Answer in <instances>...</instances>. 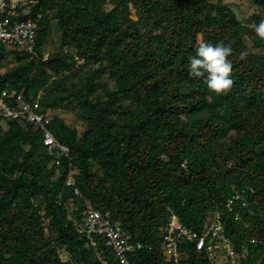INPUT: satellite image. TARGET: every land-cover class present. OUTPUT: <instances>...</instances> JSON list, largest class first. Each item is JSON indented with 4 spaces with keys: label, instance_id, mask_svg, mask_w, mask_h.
I'll return each mask as SVG.
<instances>
[{
    "label": "trees",
    "instance_id": "1",
    "mask_svg": "<svg viewBox=\"0 0 264 264\" xmlns=\"http://www.w3.org/2000/svg\"><path fill=\"white\" fill-rule=\"evenodd\" d=\"M251 4L260 10L247 23L222 0H35L23 9L37 40L56 20L62 43L45 59L0 46V60H15L0 93H21L43 112L75 107L86 129L52 116L47 129L69 149L56 159L40 127L0 114V264H118L103 239L94 235L93 248L78 232L87 202L142 245L128 254L134 264H213L189 241L174 263L161 242L173 215L201 231L215 211L238 259L264 264V42L252 27L264 0ZM201 40L232 48L227 95L188 74Z\"/></svg>",
    "mask_w": 264,
    "mask_h": 264
},
{
    "label": "built area",
    "instance_id": "2",
    "mask_svg": "<svg viewBox=\"0 0 264 264\" xmlns=\"http://www.w3.org/2000/svg\"><path fill=\"white\" fill-rule=\"evenodd\" d=\"M35 3V0H0V46L6 49H15L23 53L38 56L35 52L37 28L33 21L24 19L23 9ZM13 100V104L10 103ZM0 114L8 119L14 120L22 126L34 125L40 127L43 133V143L50 155L57 150L60 155L68 157L69 149L60 144L54 135L47 129L51 121V114L40 111L37 101H27L19 93L15 95L7 89L0 93ZM68 185H74L73 171L69 172ZM76 194L79 191L75 190ZM241 199L239 194L230 197L226 202V209L233 210L235 201ZM88 204L86 217L82 222L78 232L88 239V243L93 248L98 242L94 235L104 240L114 253L115 261L118 264H134L128 259V254L142 248L140 243L131 240L130 235L119 225L110 220V213H101L92 209ZM246 202H241V207H245ZM235 220H240V214L235 213ZM191 242L197 251H205L210 259H214L213 264H238V255L234 244L224 234L222 213L215 211L210 214L209 219L201 231H195L184 226L176 216H172L162 233L161 251L174 263H178L181 252L179 242ZM246 254V251H245ZM101 264H111L103 260Z\"/></svg>",
    "mask_w": 264,
    "mask_h": 264
},
{
    "label": "rangeland",
    "instance_id": "3",
    "mask_svg": "<svg viewBox=\"0 0 264 264\" xmlns=\"http://www.w3.org/2000/svg\"><path fill=\"white\" fill-rule=\"evenodd\" d=\"M223 3L227 4V6L236 14L237 19L242 23L249 22L250 16L253 13L259 12V8L253 7L251 4V0H222ZM26 12V11H25ZM61 35L60 30L57 24L56 20H50L48 21V24L43 28V33L36 39V46H35V52L38 54V56H42L44 59L47 57L48 54L54 53L58 51V49L61 46ZM67 49V48H66ZM9 50H15V49H9ZM68 50V49H67ZM18 51V50H15ZM71 50L68 52L70 53ZM255 51V50H252ZM20 52V51H19ZM15 60L13 57V54H8L5 57H3L0 60V75H2L5 72L10 71V69L14 66ZM79 63V62H78ZM77 76L83 80L84 75L78 74V71H76ZM52 82L48 83L47 86L50 87ZM129 103V100H122L121 104L123 106H127ZM47 112L51 114V116L57 117L59 119H62L64 123L72 128H76L80 134H82L86 127L77 117V109L75 107L71 109H60L55 110L50 108L47 109ZM2 126H5V122H0ZM59 152L54 151L53 155H55L56 159L59 157ZM81 228V225L79 226ZM67 254L61 253V258L66 259ZM261 255H256L255 257H252L250 260H243L242 258L238 259V264H259Z\"/></svg>",
    "mask_w": 264,
    "mask_h": 264
},
{
    "label": "clouds",
    "instance_id": "4",
    "mask_svg": "<svg viewBox=\"0 0 264 264\" xmlns=\"http://www.w3.org/2000/svg\"><path fill=\"white\" fill-rule=\"evenodd\" d=\"M252 27L254 38L264 42V20ZM231 54L230 45L223 42L213 45L201 40L195 49V55L188 59V74L193 79L203 78L210 93L217 96L227 95L235 83L232 78V63L228 59ZM245 58L246 54L242 53L240 59Z\"/></svg>",
    "mask_w": 264,
    "mask_h": 264
}]
</instances>
